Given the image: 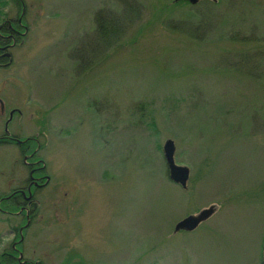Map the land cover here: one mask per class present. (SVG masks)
<instances>
[{"label": "rangeland", "instance_id": "1", "mask_svg": "<svg viewBox=\"0 0 264 264\" xmlns=\"http://www.w3.org/2000/svg\"><path fill=\"white\" fill-rule=\"evenodd\" d=\"M0 1V24L23 25L0 134L35 137L48 176L28 222L0 210V260L18 246L38 264H264V0ZM22 160L0 143V197Z\"/></svg>", "mask_w": 264, "mask_h": 264}, {"label": "flooded vegetation", "instance_id": "2", "mask_svg": "<svg viewBox=\"0 0 264 264\" xmlns=\"http://www.w3.org/2000/svg\"><path fill=\"white\" fill-rule=\"evenodd\" d=\"M4 23L8 24L9 30H7L6 33L1 32L0 30V66L7 65L10 62L11 54L8 52V48L12 46V43H16L18 38L17 35H21L18 30V27L23 26L21 24V19L19 18L16 19V22H13V20L11 19L9 21H4ZM0 109L1 112H4L5 107L2 101H0ZM9 112L10 116L8 119H10L14 113H20V111L16 108L11 109ZM8 119L6 121V126L9 121ZM31 141L37 140L35 139V137L31 136L20 138L14 135H9L6 131L0 134V143H15L16 145H18L20 152L22 153V161L25 167L27 168V176L21 182V184L11 188L8 193H5L0 197V203L2 201H6L9 205H18L19 209L16 211H11L5 208H0V210L4 213H24L27 222L31 217V210H33V208L35 207L36 190L41 186L47 185L48 183V176L45 171L44 162L41 158L37 156L36 153V148L38 145H36V148H32ZM22 228H25L24 225L19 227L18 233L20 234V236L19 240H16L15 243L22 242ZM12 247L15 248V246ZM15 252L16 254L9 253V255L12 257V261L14 262L13 264H38L37 261H30L27 260L25 257L23 258V254L20 253L22 251L19 247L15 248Z\"/></svg>", "mask_w": 264, "mask_h": 264}, {"label": "water", "instance_id": "3", "mask_svg": "<svg viewBox=\"0 0 264 264\" xmlns=\"http://www.w3.org/2000/svg\"><path fill=\"white\" fill-rule=\"evenodd\" d=\"M191 4H195L198 0H188ZM215 1V0H212ZM174 142L167 139L163 144V157L167 169L168 178L175 184L185 188L189 178V168L184 165L176 164L174 161ZM48 180V179H47ZM216 205L211 204L199 210L197 213L188 214L174 225V231H192L196 229L202 222L207 220L215 212ZM262 262L264 263V238L262 242Z\"/></svg>", "mask_w": 264, "mask_h": 264}, {"label": "trees", "instance_id": "4", "mask_svg": "<svg viewBox=\"0 0 264 264\" xmlns=\"http://www.w3.org/2000/svg\"><path fill=\"white\" fill-rule=\"evenodd\" d=\"M15 2H16V4L18 5V7L21 5V0H14ZM207 2H204V3H209V4H211L212 3V1H210V0H206ZM0 4H3V1H0ZM211 5H214V4H211ZM0 14H4V13H0ZM113 24H114V21H113ZM9 28V26H8V24H5L4 23V21L2 22V24H0V30H1V32H4V33H6L7 32V30H9L8 29ZM117 31V29L115 30V31H112L113 33H115ZM118 32V31H117ZM18 40V39H17ZM116 40H113L112 41V43L113 42H115ZM3 205L5 206V207H3V208H5V209H8V210H13V211H16V210H18L19 208H18V205H9V204H7V202L6 201H4L3 202ZM31 217H32V214H31ZM17 234V236H20V234L17 232L16 233ZM16 247H18V246H15V248ZM15 248H11V251H12V253H16L15 252ZM3 257H2V259L0 260V264H13L14 262L12 261V257L9 255V254H7V255H2Z\"/></svg>", "mask_w": 264, "mask_h": 264}]
</instances>
